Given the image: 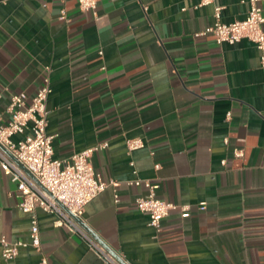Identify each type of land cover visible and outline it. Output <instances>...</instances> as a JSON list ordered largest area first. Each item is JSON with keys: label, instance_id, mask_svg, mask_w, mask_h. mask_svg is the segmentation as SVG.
<instances>
[{"label": "crops", "instance_id": "obj_1", "mask_svg": "<svg viewBox=\"0 0 264 264\" xmlns=\"http://www.w3.org/2000/svg\"><path fill=\"white\" fill-rule=\"evenodd\" d=\"M199 1L97 0L91 12L77 0H0L3 121L11 95L30 98L48 79L54 157L107 143L90 160L115 184L85 205L79 222L127 264H264V51L248 38L228 44L199 34L215 4L231 22L246 16L249 0ZM258 5L264 10V0ZM133 137L144 146L128 151ZM136 178L158 181L157 197L177 205L159 230L136 207L146 193L129 184ZM18 202L16 183L0 171V233L27 242L0 264H39L42 256L111 264L40 208L33 247Z\"/></svg>", "mask_w": 264, "mask_h": 264}, {"label": "built area", "instance_id": "obj_2", "mask_svg": "<svg viewBox=\"0 0 264 264\" xmlns=\"http://www.w3.org/2000/svg\"><path fill=\"white\" fill-rule=\"evenodd\" d=\"M217 0H200L199 5L213 4ZM259 0H249L246 16L241 20L224 22L221 19L222 5H214V21L199 34H211L217 43L234 44L242 38H248L255 46L264 51V10L258 5ZM82 11L94 12L97 0H77ZM60 18H65L62 9ZM51 91L48 79L44 80L32 97L24 92L11 95L6 109L7 121H3L0 113V171L16 183L19 196V209L29 216V236L31 245L40 248L39 226L36 209L56 215L55 225H65L71 231L83 234L90 245L111 264H127L117 253H108L91 237L83 232L79 220L85 205L95 198L109 185L115 182L105 180L97 173L92 164L94 151L106 147L100 143L78 152L67 159L56 158L53 155V137L46 132L47 109L46 101ZM15 136H19L15 139ZM228 141L225 139V143ZM128 151L144 146L141 137L126 140ZM234 154L241 156V149H235ZM225 160H222L224 163ZM131 164H133L131 162ZM155 163L154 168L158 169ZM28 171V172H27ZM143 186L146 193L135 198L136 207L149 216V225L159 230L161 220L177 207L173 202L157 197L159 182L151 179L136 178L129 182ZM117 199V194L115 195ZM204 202L199 203V209H204ZM182 217L190 214L188 204L180 205ZM27 245L21 240L9 241L0 233V260H11L18 254L19 247ZM39 264H49L42 256Z\"/></svg>", "mask_w": 264, "mask_h": 264}, {"label": "water", "instance_id": "obj_3", "mask_svg": "<svg viewBox=\"0 0 264 264\" xmlns=\"http://www.w3.org/2000/svg\"><path fill=\"white\" fill-rule=\"evenodd\" d=\"M2 149H4L2 146H0ZM28 172V171H27Z\"/></svg>", "mask_w": 264, "mask_h": 264}]
</instances>
